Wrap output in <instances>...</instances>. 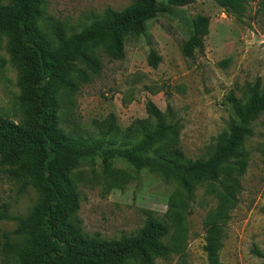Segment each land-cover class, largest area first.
I'll use <instances>...</instances> for the list:
<instances>
[{
	"label": "rangeland",
	"instance_id": "rangeland-1",
	"mask_svg": "<svg viewBox=\"0 0 264 264\" xmlns=\"http://www.w3.org/2000/svg\"><path fill=\"white\" fill-rule=\"evenodd\" d=\"M132 1L44 0L41 27L52 35L54 25L61 24L71 35L108 9L123 10ZM158 3L163 11L146 24L141 36L127 38L124 59L113 60L99 49L101 73L79 82L76 92L62 94L61 126L83 137L110 138L114 116V136L129 138L138 121L155 124L146 111L152 100L167 122L177 126L174 147L186 159H207L235 119L230 93L245 100L247 85L258 78L264 89V0H246L239 11L225 10L218 0H195L184 7L171 6L168 0ZM198 16L210 19L204 48L187 57L183 44ZM152 50L161 58L157 68L149 64ZM20 76L9 40L0 35V112L17 123L22 121ZM252 126L254 133L243 147L248 155L246 171L239 177L227 218L220 220L223 264L264 263V114ZM5 169L0 173V208L8 207L13 217H28L39 193L33 187L24 189ZM73 179L81 196L79 215L85 232L120 239L134 235L154 218L170 227L164 242L172 250L157 264H208L204 248L208 226L226 186L206 180L185 193L160 175L135 172L120 160H114L107 172L101 153L83 161ZM17 229L15 220L0 221V264H16L2 249Z\"/></svg>",
	"mask_w": 264,
	"mask_h": 264
},
{
	"label": "trees",
	"instance_id": "trees-1",
	"mask_svg": "<svg viewBox=\"0 0 264 264\" xmlns=\"http://www.w3.org/2000/svg\"><path fill=\"white\" fill-rule=\"evenodd\" d=\"M7 1L0 0V35L8 38L20 69L18 101L22 121L17 123L0 112V173L7 168L5 171L20 180L24 189L35 188L39 200L24 218L10 215L8 207L0 208V221L18 222L3 252L16 264H157V259L170 255L171 247L164 242L170 227L154 218H149L134 235L120 239L85 232L73 172L83 161L101 153L107 172L114 160H120L135 172L160 175L185 193H190L195 183L206 180L226 186L208 226L204 247L208 264H223L222 223L239 187V177L247 168L245 141L254 133V122L264 114L261 79L247 85L245 100L230 93L228 101L235 119L207 159H186L174 147L179 136L177 126L167 122L152 100L147 102L146 111L155 124L138 121L136 133L129 138L114 136V116L109 123L113 137L95 139L71 134L61 126L62 94L76 92L79 82H88L92 75L101 73L99 49L113 60L124 59L127 38L141 36L162 7L158 0H133L123 10L108 9L80 32L69 35L61 24H55L49 35L41 27L44 0ZM245 1L218 0L227 11L242 10ZM194 2L168 0L175 7ZM209 23L207 16L193 21L191 34L183 44L187 57L204 48ZM160 62V56L152 50L149 64L157 68Z\"/></svg>",
	"mask_w": 264,
	"mask_h": 264
}]
</instances>
